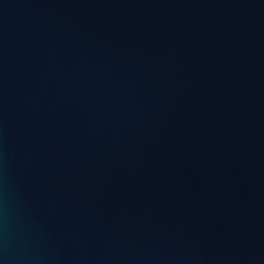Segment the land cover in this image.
Masks as SVG:
<instances>
[{
	"label": "water",
	"instance_id": "95a60500",
	"mask_svg": "<svg viewBox=\"0 0 264 264\" xmlns=\"http://www.w3.org/2000/svg\"><path fill=\"white\" fill-rule=\"evenodd\" d=\"M0 264H264V0H0Z\"/></svg>",
	"mask_w": 264,
	"mask_h": 264
}]
</instances>
